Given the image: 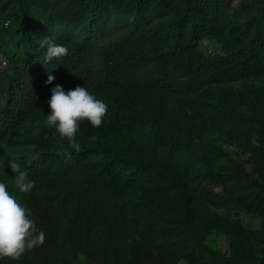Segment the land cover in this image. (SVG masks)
<instances>
[{
	"label": "trees",
	"instance_id": "obj_1",
	"mask_svg": "<svg viewBox=\"0 0 264 264\" xmlns=\"http://www.w3.org/2000/svg\"><path fill=\"white\" fill-rule=\"evenodd\" d=\"M45 37L67 46L68 54L45 62L46 47H41ZM205 39H214L220 52H204ZM0 57L4 59L0 66V146L37 117L56 84L65 91L86 87L108 105L101 126L80 122L76 136L82 142L152 123L147 94L131 90L127 84L174 90L173 72L177 69L191 79H210L215 84L249 80L264 73V0L237 6H231L230 0H0ZM49 74L55 79L46 84ZM218 109L209 117L210 125L232 127L237 117L246 123L244 117L233 116L226 104ZM262 129L264 134V126ZM36 152L39 158L30 161L32 152L7 155L0 149V178L13 173L9 161L14 159L44 189L63 182L74 184L80 173L77 160L86 163L90 158L95 176L103 184L101 205L113 213L125 204V193L137 179L172 177L182 211L168 220L169 231L205 264H235L230 255L204 244L212 231L227 225L209 204L197 200L200 191L191 181L199 171L191 175L168 161L145 160L138 154L122 156L103 148L80 149L73 160L72 154ZM234 164L224 166L216 183L229 184L231 192L241 193L249 204L264 205V185ZM59 195L68 206L61 240L52 222V215L61 209L57 196L23 193L20 202L31 209L45 240L26 250L19 261L5 257L1 263L80 264L78 255L89 250L102 257V264H119L111 249L101 243L102 226L90 216L96 204L80 208L76 185ZM219 198L211 192L208 201L217 204ZM163 213L160 206L154 216L161 219ZM131 225L129 220H121L124 230Z\"/></svg>",
	"mask_w": 264,
	"mask_h": 264
},
{
	"label": "rangeland",
	"instance_id": "obj_2",
	"mask_svg": "<svg viewBox=\"0 0 264 264\" xmlns=\"http://www.w3.org/2000/svg\"><path fill=\"white\" fill-rule=\"evenodd\" d=\"M245 1L248 0H230V5L237 6ZM202 48L206 53L220 52L214 39L203 40ZM3 65L4 59L0 57V66ZM173 78L177 84L174 90L127 84L131 90L147 94L152 123L82 142L76 136L80 149L103 148L122 156L138 154L145 160L168 161L191 175L199 171L201 174L192 177L191 181L200 191L197 200L200 204H209L227 225L212 231L204 244L230 255L235 264H264V205L249 204L241 193L231 192L229 184L216 183L224 166L236 163L264 185V73L249 80L215 84L210 79H191L182 69H177ZM50 95L37 117L20 127L0 146L2 152L15 155L45 150L71 153L70 160L76 157L80 150L76 151L66 138L46 126ZM222 103L232 109L233 116L244 117L246 123L236 116L232 127L218 123L210 125L209 117L219 112L218 106ZM77 164L80 173L74 184L63 182L44 189L41 182L35 181L31 190L57 196L61 209L52 215V222L59 234L58 241L64 233L68 214L66 200L59 192L76 185L80 190V208L87 207V203L96 204L90 216L102 226L101 243L111 249L119 264H205L200 255H195L194 250L169 231L171 223L168 224V220H174L182 211L179 191L172 177L137 179L125 193V204L119 212L113 213L101 205L103 184L95 176L91 159L84 163L79 158ZM235 175L238 177L239 174ZM0 181L7 183L9 191L20 201L23 193L14 183V173L0 178ZM211 192L220 196L217 204L208 201ZM160 206L164 213L161 219H157L154 214ZM125 219L132 224L129 230L121 227V220ZM78 258L80 264L103 263L101 256L89 250L83 251Z\"/></svg>",
	"mask_w": 264,
	"mask_h": 264
},
{
	"label": "clouds",
	"instance_id": "obj_3",
	"mask_svg": "<svg viewBox=\"0 0 264 264\" xmlns=\"http://www.w3.org/2000/svg\"><path fill=\"white\" fill-rule=\"evenodd\" d=\"M41 47H46L45 62H51L68 54L65 45L55 43L54 38L45 37ZM56 67V66H55ZM53 67V68H55ZM55 77L47 76L46 84ZM48 99L50 112L46 115V126L54 128L71 146L80 150L76 134L80 122L88 121L93 127L102 125L108 105L91 93L86 87L76 86L65 91L62 85L56 84L50 89ZM36 148L35 145L32 146ZM71 155V153H65ZM39 158V153L33 151L31 160ZM9 167L14 173V183L21 193H29L35 186V181L29 178L28 171L16 160L9 161ZM45 232L38 229L31 215V209L22 204L18 197L9 191L7 183L0 181V260L7 257L19 261L26 250L44 243Z\"/></svg>",
	"mask_w": 264,
	"mask_h": 264
}]
</instances>
